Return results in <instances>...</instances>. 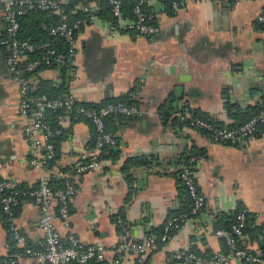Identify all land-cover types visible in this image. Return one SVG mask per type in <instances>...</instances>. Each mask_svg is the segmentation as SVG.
Wrapping results in <instances>:
<instances>
[{
	"label": "crops",
	"instance_id": "0c3cea01",
	"mask_svg": "<svg viewBox=\"0 0 264 264\" xmlns=\"http://www.w3.org/2000/svg\"><path fill=\"white\" fill-rule=\"evenodd\" d=\"M144 8L158 27L151 39L128 32V17L111 33L112 22L102 16L103 0H94L90 9L96 19L77 36L66 84L56 66L28 76L33 90L46 85L59 96L91 106L136 89L132 98L141 116L105 121L116 148L113 157L103 160L101 171L72 175V163L93 155V129L82 118L59 116L64 135L50 175H58L57 180L69 176L76 190L70 201V233L84 245L103 246L104 257L88 264H114L120 232L134 241H143L149 234L159 236L172 216L189 208L178 175L182 160L194 154L199 156L194 175L205 198L204 208L188 218L159 251L148 253L146 263L183 264L173 258L180 250L206 257L224 250L215 230L232 222L242 208L251 217L240 246L259 254L255 233L264 226V132L219 143L173 119L189 107L198 118L227 127L239 123L238 115L227 111L228 103L247 115L264 105V28L256 25V18L264 13V0H201L186 3L177 13L162 0H145ZM77 12H82L81 4L71 17ZM51 18L28 16L21 24V37L40 39ZM4 32L0 10V39ZM27 62L28 57L21 60L23 65ZM17 103V86L7 71L5 54L0 53V181L13 190L29 191L38 187L44 173L29 165L31 147L23 134L35 112L22 118ZM51 208L56 212L54 200ZM38 219L37 205L31 198H22L14 224L31 248H38L43 239ZM55 225L65 237L58 219ZM18 249L0 213V264H10ZM134 259L127 254L119 264H135ZM17 264L44 263L21 256ZM230 264L244 263L234 259Z\"/></svg>",
	"mask_w": 264,
	"mask_h": 264
},
{
	"label": "built area",
	"instance_id": "2783aa9c",
	"mask_svg": "<svg viewBox=\"0 0 264 264\" xmlns=\"http://www.w3.org/2000/svg\"><path fill=\"white\" fill-rule=\"evenodd\" d=\"M82 11L87 19L68 23L65 9L68 0H0L2 21L5 25L4 36L0 39V53L5 54L7 71L12 75V80L18 89L17 110L20 117L27 119L30 111L35 112V117L26 123L23 134L31 147L29 165L44 175L39 179L38 187L29 191L13 190L6 181H0V213L8 222L13 240L21 249L14 253L10 264H17L21 256L31 257L44 264H88L91 260L102 259L104 249L100 244L84 245L76 236L70 233V201L76 193L71 178L63 176V187L54 189L50 180L58 175H50V163L54 159V147L50 139L57 133L42 123L43 114L46 112L67 113L72 110L75 100L66 97L51 99L45 95L38 97L29 96L30 85L26 74L34 71L40 65L50 67L54 64L69 65L72 67L76 55L77 36L84 26L92 25L96 17L90 9V3L94 0H80ZM126 0H107L112 18L118 23L124 22L122 6ZM132 21H126L125 29L137 35L153 38L158 33V27L154 24V17L143 9L145 0H134ZM201 0H175L170 4L171 11L177 13L188 2ZM240 1V0H232ZM29 12H50L61 16L60 23L49 31L53 37L61 38L68 47L66 54H56L48 44L34 45L19 39V19ZM256 23L264 26V13L256 18ZM118 26L110 24L111 33H116ZM34 51H42L39 60L22 64L21 60ZM75 113L88 120L94 128L93 155L87 161L76 160L70 166L72 175H82L101 171L102 162L114 154L116 148L115 139L106 132L105 121L109 117L122 118L140 117L138 106H128L123 103H107L97 109L76 107ZM180 122L186 123L192 129L206 132L210 138L219 143H229L236 140H245L253 137L258 127L264 129V109L256 116L249 119L237 128L219 127L209 121L196 117L189 107L177 114ZM199 157H189L187 163L180 167L179 177L191 200L189 213H180L172 216L163 226L159 237L149 234L143 241L131 240L124 232L119 233L114 264H119L122 258L129 254L134 256L135 264H147L146 255L157 252L172 237L188 218L199 214L205 205V198L198 191L194 168ZM22 198H31L39 209V228L43 232V239L38 248L28 246L26 238L20 233L14 219ZM52 200L57 204L56 212L52 211ZM247 210L243 208L235 216V222L229 228L215 230V235L222 238L225 249L210 257H204L190 250H180L173 254V258L183 264H230L232 260L239 259L244 264H264L261 257L239 246L243 229L246 224ZM58 219L66 230L63 237L55 225ZM122 222L118 220V226Z\"/></svg>",
	"mask_w": 264,
	"mask_h": 264
},
{
	"label": "trees",
	"instance_id": "16d2710c",
	"mask_svg": "<svg viewBox=\"0 0 264 264\" xmlns=\"http://www.w3.org/2000/svg\"><path fill=\"white\" fill-rule=\"evenodd\" d=\"M162 1L165 3L166 8H168L170 10L171 9L170 8V4H171L172 1H175V0H162ZM177 1H179V0H177ZM77 4H81V6H82V3H81L80 0H68V6L65 9V16H66V19H67V22L68 23H74L75 21L87 19V15L85 13H83V11L82 12H79V13L77 12L73 17H71V13H72V11L74 10V8H75V6ZM134 5H135V1L134 0H126V1H124L123 6H122L123 20L126 21V17L130 18L129 21H132L134 19V17H133V8H134ZM143 9H144V11L146 13H148L145 10L144 5H143ZM34 14H47V15H51L52 16V18H51L52 19V22H51V25L48 26L47 30H45L42 33L40 39L29 40V38L27 39L25 37H21V24H22V22H23V20L25 18H27L30 15H34ZM102 16L103 17H108L109 20L113 24H116L117 25L118 22H115V19L112 18V15L110 13V8L108 6L107 0H103ZM60 21H61V16L58 15V14H56V13H50V12H29V13H27L26 15L22 16L19 19V33H18L19 39L22 40V41H27L28 43H31V44H34V45L48 44L51 49L55 50L56 54H66L67 51H68V47L64 43V41L61 38L51 36L50 33H49L50 29L52 27L57 26L60 23ZM256 25H257V27L264 28L263 25H259L257 23H256ZM42 55H43V52L42 51H34V52H31L27 56L28 57V62H32V61H35V60H39L42 57ZM55 66L60 69V76H61L62 83L63 84H66L67 79H68V74H69L68 72L72 69V67L69 66V65H57V64H54V65H52L50 67H55ZM50 67H47L45 65H40L34 71L26 74V78L28 79V76L30 74H34V73H36L38 71H41V70H43L45 68H50ZM135 93H136V89H134L133 91H131L129 94H127V95H125L123 97H120L117 100H111V101H108V102H106L104 104H107V103H123V104L128 105V106H137L136 101H134L133 98H132ZM58 94H59L58 91L56 92L54 89H51V88L47 87L46 85H41L38 91H36L35 89L33 90L31 88V86H30V90H29V96H31V97H38V96H41V95H45V96H47L48 98H51V99L66 98V97L59 96ZM104 104H102V105H104ZM102 105H100V106H91V105H84V104H80L78 102H75V105L72 108V110L69 111V112H67V113L46 112V113L43 114L42 123L44 125H46L50 129V131L52 133H57L58 132V134H56L53 138L50 139V143L53 145L54 152H55L54 159L50 163V168H51V164L57 158V148H58V144L62 140V137L64 135V131L60 128L59 123H58L59 116L60 115L61 116H64V115H69L70 114V115H73V116H76V117H79V118L84 119L83 117L78 116L75 113L76 107L83 106V107H86L87 109H97L98 107H101ZM226 109H227V111L229 112V114L231 116L232 115H236V116L238 115L239 123L232 124L231 126H227L228 128L233 129V128H237V127L242 126L249 119H251L252 117L256 116L260 111H262L264 109V105L261 108H259V110H257L256 112H254V113H252L250 115H247V113H239L238 107H236V106H234V105H232L230 103H228L226 105ZM113 117H119V116H113ZM109 118H112V117H109ZM84 120H86V119H84ZM173 120L177 121L179 119L175 118ZM86 121H88V120H86ZM184 124H186V123H184ZM105 127H106V124H105ZM92 129H93V141H92V149H93V144H94V128H93V126H92ZM106 132H108L107 129H106ZM199 132L207 134L206 132H203V131H199ZM261 132H264V129H262L261 127H258L257 131L255 132V134L253 136H255V135H257V134H259ZM195 156L196 157H199V156L194 155V154L193 155L190 154V155L186 156L182 160L181 166L184 165L185 163H187V160L189 159V157H195ZM111 157H113V156H110L109 158H111ZM109 158H106V159H109ZM131 162H133V161H130V163ZM179 173H180V171H179ZM50 184H51V187L52 188H54V189H60V188L63 187V179H61V180H59V179L58 180L57 179H51L50 180ZM185 194H186L187 202L189 203V208L186 209V210H184V211H180V212L176 213L175 215H178L180 213H189L190 212L192 203H191V200H190V198L188 196L187 191H185ZM242 209H240V210H242ZM240 210H238L235 213V215L233 216L232 222H230L229 224H227L224 228H229L235 222V216H236V214ZM250 217H251L250 213L247 212L246 213V224H245V227L243 229V232H245V230L247 228V225H248V223L250 221ZM219 229H221V228H219ZM161 233H162V231H161ZM10 234H11V232H10ZM255 234H256L255 237H256V239L258 241V244H259V254L258 255L261 257L262 260H264V226H260L257 229V232ZM154 236H156V235H154ZM159 236H156V237H159ZM238 242H239L238 244L240 246V238H239V241ZM18 251H19V249L17 250V252ZM190 251H192V250H190ZM195 253H197V252H195ZM197 254H199V253H197ZM202 256H204V255H202ZM204 257H206V256H204ZM207 257H210V256H207Z\"/></svg>",
	"mask_w": 264,
	"mask_h": 264
},
{
	"label": "water",
	"instance_id": "95a60500",
	"mask_svg": "<svg viewBox=\"0 0 264 264\" xmlns=\"http://www.w3.org/2000/svg\"><path fill=\"white\" fill-rule=\"evenodd\" d=\"M67 97V96H66Z\"/></svg>",
	"mask_w": 264,
	"mask_h": 264
}]
</instances>
